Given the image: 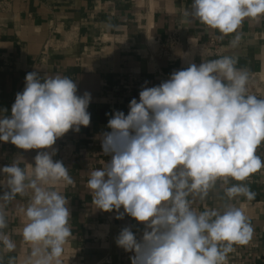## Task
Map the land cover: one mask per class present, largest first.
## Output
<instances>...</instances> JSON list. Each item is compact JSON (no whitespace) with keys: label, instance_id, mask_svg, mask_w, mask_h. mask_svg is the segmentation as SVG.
I'll use <instances>...</instances> for the list:
<instances>
[{"label":"clouds","instance_id":"obj_1","mask_svg":"<svg viewBox=\"0 0 264 264\" xmlns=\"http://www.w3.org/2000/svg\"><path fill=\"white\" fill-rule=\"evenodd\" d=\"M245 19L264 21V0H192L180 17L184 27L199 21L223 35L237 33L233 46ZM236 64L231 56L189 63L159 85L142 86L127 114H111L109 131L101 136L111 159L89 173L86 187L95 209L143 225L139 235L125 226L115 237L117 247L131 254V264H228L235 245L253 240L250 219L236 204L195 207L218 187L229 200L254 199L243 181L264 168L256 154L264 143V99L248 93L249 73ZM77 93L68 76L29 72L11 114H0V142L44 150L34 166L21 167L18 156L0 169L7 189L0 195V253L17 249L5 231V209L17 196L27 198L18 208L27 245L22 264H62L73 235L62 189L76 182L53 159V146L69 130L90 125L91 94Z\"/></svg>","mask_w":264,"mask_h":264},{"label":"crops","instance_id":"obj_2","mask_svg":"<svg viewBox=\"0 0 264 264\" xmlns=\"http://www.w3.org/2000/svg\"><path fill=\"white\" fill-rule=\"evenodd\" d=\"M191 3L192 0H153L150 3L148 0H0V114H11L16 94L24 90L25 77L33 71L41 78L46 74L68 76L77 84L78 95L87 91L92 97L88 108L90 125L81 126L79 132L69 130L53 146L56 149L53 159L62 161L76 182L75 187L62 189L69 201L73 233L62 264H131V254L117 247L115 237L125 226H133L138 235L143 229V225L131 217L118 220L115 213L95 209L86 187L89 173L102 169L109 161L101 148V136L109 131L107 123L114 111L127 114L130 100H139L142 86L159 85L172 72L186 68L189 63L199 65L202 60L231 56L237 61L236 66L248 71L249 76L256 72L264 74V21L245 19L238 29L239 42L233 46L231 42L237 33L223 35L207 29L199 21H194L191 27L183 26L181 14ZM150 29L151 34L160 39L174 30L183 31L190 51L189 56L187 53L182 56L189 58L185 65L181 63L180 49L174 58L160 60L159 81L154 80L156 76L145 65L139 49L140 41L145 45L150 43ZM210 37L214 44L207 48L216 54H199L196 47L206 46ZM102 38L125 39L130 50L126 53L118 45L100 42ZM127 73L140 79L131 95L122 92ZM258 98L264 99V91ZM38 151L44 150H23L0 142V169L18 156L23 157L21 167L34 166ZM256 154L264 160V143ZM3 180L4 174L0 172V182ZM231 183L238 182L230 180ZM243 183L255 193L254 199L239 196L229 200L218 187L205 202H198L195 207L222 210L227 204H249L253 240L248 245H235L228 255V264H264V168ZM6 190L0 184V195ZM26 203L27 198L17 196L5 209L8 220L5 231L17 242V249L0 253V264H22L27 245L22 241L25 221L18 208Z\"/></svg>","mask_w":264,"mask_h":264},{"label":"built area","instance_id":"obj_3","mask_svg":"<svg viewBox=\"0 0 264 264\" xmlns=\"http://www.w3.org/2000/svg\"><path fill=\"white\" fill-rule=\"evenodd\" d=\"M153 29V28H152ZM152 29H150V43L144 44L142 41L139 43V49L143 58V61L145 65L153 72V74L156 76L154 78L155 81H159L161 79V69L159 67V61L169 58H174L177 49H180L181 55V63L182 64H188L189 58H183V54L187 53V56H189V49L188 45L185 44V40L183 39V31L181 30H174L170 32L164 39L157 38L151 34ZM149 36V33L147 34ZM143 39V38H142ZM104 43L109 44H115L121 47V49L124 52H129L130 48L128 44L126 43L125 39H107L104 40L102 38V41ZM214 44V39L210 37L207 41V45H198L196 47V51L199 54L203 55H213L216 54L214 51H210L207 47L212 46ZM140 79L137 75L133 73H127L124 76V81L122 85V92L126 95L133 94L135 87L139 84ZM247 89L249 94H253L255 96H260L261 93L264 91V74L262 73H254L249 76V81L247 84ZM111 157L109 156V160ZM241 207L245 214L249 216L248 212L252 209V207L248 205H239ZM250 244V243H249Z\"/></svg>","mask_w":264,"mask_h":264},{"label":"rangeland","instance_id":"obj_4","mask_svg":"<svg viewBox=\"0 0 264 264\" xmlns=\"http://www.w3.org/2000/svg\"><path fill=\"white\" fill-rule=\"evenodd\" d=\"M143 1L147 2V0H143ZM152 1H153V0H148L149 3L152 2Z\"/></svg>","mask_w":264,"mask_h":264}]
</instances>
